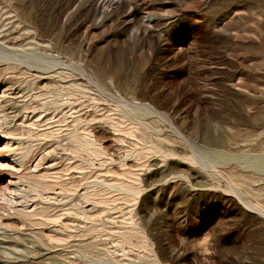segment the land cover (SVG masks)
Here are the masks:
<instances>
[{"label": "rangeland", "instance_id": "1", "mask_svg": "<svg viewBox=\"0 0 264 264\" xmlns=\"http://www.w3.org/2000/svg\"><path fill=\"white\" fill-rule=\"evenodd\" d=\"M1 152L0 264H264V0H0Z\"/></svg>", "mask_w": 264, "mask_h": 264}, {"label": "bare ground", "instance_id": "2", "mask_svg": "<svg viewBox=\"0 0 264 264\" xmlns=\"http://www.w3.org/2000/svg\"><path fill=\"white\" fill-rule=\"evenodd\" d=\"M5 154V153H4ZM3 158H5L4 157V155L2 154V152H1V154H0V160H2Z\"/></svg>", "mask_w": 264, "mask_h": 264}]
</instances>
